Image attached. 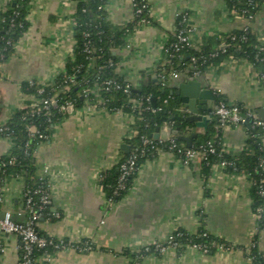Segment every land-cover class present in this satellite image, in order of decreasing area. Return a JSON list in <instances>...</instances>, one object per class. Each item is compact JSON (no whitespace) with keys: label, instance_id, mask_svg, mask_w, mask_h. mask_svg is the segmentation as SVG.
<instances>
[{"label":"crops","instance_id":"obj_1","mask_svg":"<svg viewBox=\"0 0 264 264\" xmlns=\"http://www.w3.org/2000/svg\"><path fill=\"white\" fill-rule=\"evenodd\" d=\"M11 1L0 0V13ZM147 1L150 21L135 24L125 44L114 51L117 73L139 93L160 84L161 70L169 68L166 47L178 30L181 12L188 13L196 50L216 48L222 36L247 26L264 42V3L257 15L248 19L230 10L225 0ZM105 10L113 26L124 27L135 19L132 0H108ZM75 13L74 0H31L27 9L29 28L15 52L0 64V126L18 110L39 102L34 93L23 89L24 82L35 80L46 86L66 71L74 55ZM177 76L197 80L207 92L205 101L213 111L222 99L239 104L261 119L258 110L264 106V83L247 59L229 57L199 72L190 62L172 71L162 82L176 101V111L169 115L185 116L188 111L179 96L170 93L179 91L173 87ZM213 111L207 127L197 129L193 145L218 127ZM134 121L131 113L87 104L68 110L48 139L37 146V172L51 183L50 213L40 218L37 228L44 237L71 244L40 255L39 264H131L126 252L164 243L180 229L190 234L203 229L235 247L204 253L188 246H171L145 256L141 264H253L247 252L259 223L253 210L252 181L246 172H230L216 164L205 175L200 159L185 164L171 151L159 150L141 164L129 192L119 201H108L102 173L128 154L122 144L130 146ZM171 123H163L161 128L171 127ZM179 123L175 128L180 126L188 135L191 125ZM249 137L244 123L230 125L222 130L220 145L227 153L238 155L247 147ZM11 147V138L0 134V157ZM25 186L23 176L5 177L0 185V218L3 212H10L14 220L27 219ZM84 240H89L93 248L84 252L72 246ZM0 243V264H17L22 255L20 237L0 230ZM259 247L264 257V229Z\"/></svg>","mask_w":264,"mask_h":264},{"label":"trees","instance_id":"obj_2","mask_svg":"<svg viewBox=\"0 0 264 264\" xmlns=\"http://www.w3.org/2000/svg\"><path fill=\"white\" fill-rule=\"evenodd\" d=\"M76 2L75 13V46L74 55L71 57L66 66V71L59 74L53 83L41 86L35 80L27 81L22 84L26 92H32L39 102L34 106H28L15 112L11 118L2 125L5 128L4 136H9L12 140V147L9 152L0 157V185L8 175L23 176L26 181L25 192L34 197L35 207L40 210L41 217H46L50 213L51 204H42L40 196L42 193L50 190V180L48 177L41 178L37 172L35 161V151L40 142L48 139L53 126L58 123L67 111L62 108L67 101H72L73 108L83 107L87 104L94 106H106L110 111L121 110L134 115L135 129L134 136L128 140L130 151L124 155L121 161L112 169L103 172L101 183L107 197L113 200H121L131 189L134 178L141 164L147 159L153 158L159 150H169V142L166 141L158 149H147L145 152L137 151V170L132 172L126 180V189L120 195H116L117 182L120 175V166L131 153L137 148H142V138L144 136L154 138L153 134L157 127L163 125V121L157 116L152 107L151 99L147 97H156L160 111H168L172 114L176 111L175 98L170 96L167 87L162 82L169 79V74L187 65L191 62L192 57H198L200 71H203L210 64H217L226 58H244L251 62L261 75L264 83V51L260 50L261 42L257 34L249 27H244L235 32L221 37L220 45L216 48H204L196 50L191 47L183 49L175 56L168 57L170 65L168 69L161 70V83L137 92L131 86L128 92L125 91V80L117 73L118 57L114 51L125 44L127 35L133 31L135 24H138L139 17H135L133 22L124 27L113 26L107 21V12L105 5L108 0H74ZM147 0H135L139 6ZM228 8L234 10L245 17L254 18L264 0H225ZM31 0H12L6 11L0 13V64L7 60L14 52L20 38L27 32L29 21L27 20V9ZM141 17L150 18L147 10H143ZM180 21V18H179ZM181 28L178 24V30L172 37L168 45L177 39V33ZM167 45V46H168ZM90 49V52L87 50ZM213 52H218L216 56H211ZM188 56V57H187ZM187 57V58H186ZM110 61L113 63L110 65ZM117 81L121 87L116 88L110 84L107 89L106 82ZM166 84V83H165ZM69 85L67 90L65 87ZM97 87V92H92ZM42 90V92H41ZM98 93V94H97ZM55 98V102H50L48 107L44 106V99ZM100 98L105 103L101 104ZM242 107V106H241ZM242 112H246L242 108ZM179 121H172L171 127L179 125ZM218 124V122L216 123ZM35 126L37 132L31 134L30 128ZM250 137L247 141V147L238 155H232L223 151L220 145L222 130L217 125L212 131L200 136L192 148H199L201 145L207 146L211 141L216 146V152H209L201 161L208 175L214 165L222 161H229L231 165L226 168L230 172L248 173L252 184L251 196L253 198V210L263 208L262 216L264 217V195L261 194L259 181L264 179V128L252 127L249 124ZM43 135L41 137L40 135ZM179 146L187 148L180 135H174ZM177 152V150H175ZM264 189V182L262 184ZM40 193H35L36 190ZM42 206V208H40ZM263 218L258 219V232L252 240L247 252L248 257L253 264H264V257L259 247L260 232L264 229ZM38 233H42L36 227ZM182 233V235H177ZM175 239L186 244L198 243L208 246L209 253L221 249H233L235 246L223 238L210 234L208 231L200 229L196 234H190L180 229L173 232ZM60 243V240L54 239ZM66 245H71L68 240L63 241ZM87 242L90 243L91 249L93 244L89 240L80 243H73L75 248H85ZM168 245L167 242L162 243ZM2 245V243H0ZM179 246V247H182ZM150 250L145 247L138 252L125 254L132 258L131 264H141L143 258L151 253H159L155 250V245H149ZM56 249L48 245L46 247L36 248L34 251L35 258L45 253H53ZM88 249H84V252ZM39 264V263H38Z\"/></svg>","mask_w":264,"mask_h":264},{"label":"built area","instance_id":"obj_3","mask_svg":"<svg viewBox=\"0 0 264 264\" xmlns=\"http://www.w3.org/2000/svg\"><path fill=\"white\" fill-rule=\"evenodd\" d=\"M252 1V0H250ZM133 3V8H134V15L135 17H139L140 20H138V24H144L148 23L150 21V18L147 17H141L142 11L145 9L148 11V15L150 17V6L148 1H144L141 6L138 5L135 0H132ZM180 18L179 24L181 28L179 29L177 33V39L170 43L166 47V51L169 53L170 56H175L177 53L181 52L183 49H188L192 47V41H191V32L192 28L189 27L187 19H188V13L187 12H181L178 16ZM248 19H252V16L247 17ZM260 50L264 51V42L260 44ZM90 52V49L87 50ZM177 52V53H176ZM218 52H213L211 56H216ZM198 57H192L191 59V65L193 66L195 72H199V64H198ZM113 64L110 61V65ZM176 76V73H174ZM164 79V77L162 76ZM107 84V89H109L110 84H113L116 88H120L121 85L117 81H112L109 80L106 82ZM70 86L67 85L65 89H69ZM131 88L130 84L125 85V91L128 92ZM42 92V90H41ZM92 92H97V87L94 88ZM98 94V93H97ZM148 100H150V97H147ZM55 102V98H46L44 99L43 103L45 108L48 107L50 102ZM101 104H104L105 101L103 98H100L99 101ZM106 108V106H102ZM62 108L66 111L71 110L73 108V103L72 101H67L66 104L62 106ZM160 109V108H159ZM118 111V110H114ZM214 115L216 116L217 122H218V128L220 130H223L224 128L230 126V125H237V124H242L244 121H248L252 127H261L264 128V121L258 118V116L252 112L246 111L242 112V107L239 104H228L224 100H219L217 103L216 108L213 111ZM5 131V128L0 126V134H4L3 132ZM31 134H34L37 132V129L35 126H32L30 128ZM43 137V135H40ZM10 138L9 136H6ZM142 148H137L134 150L131 155L121 163L120 166V175L119 179L117 182V188L115 191L116 195H120L122 191L126 189V180L131 175L132 172L137 170L136 162L138 158V150L145 152L147 149H158L161 144L164 142L168 141L169 142V151L174 153L182 162L185 164H189L192 160L194 159H202L209 153H214L216 152V146L213 142L209 141L207 146L201 145L199 148H192V147H187L183 148L178 145L176 138L174 135H170L167 139H162V138H150L147 136H144L142 138ZM177 150V152H175ZM223 150V149H222ZM225 151V150H223ZM221 167L226 168L228 165H231L229 161H222L219 164ZM41 178L47 177L44 174H39ZM263 182L264 179L259 181L260 187H261V194L264 195V189H263ZM255 183L256 181L252 182V184ZM51 187V183L49 185ZM41 190H36L35 193H40ZM108 198V197H107ZM40 201L42 204H50L51 203V198H50V190L47 192H44L40 196ZM108 201L110 203L115 202L112 197L108 198ZM25 208L27 211V219L25 221H19V220H14L12 218V214L10 212H5V215L3 219L0 218V230L2 232L6 233H13L16 234L20 237L22 241V255L20 260L18 261L17 264H38L39 263V258H35L34 256V251L36 248H41V247H46L48 245L53 246L56 250L57 249H63L66 248L67 245L62 241L60 243H57L54 241L53 238H47L44 236H41L36 227L37 223L41 218V212L38 208L35 207V202H34V197L29 195V192H25ZM42 208V206H40ZM263 208H258L257 211L255 212V216L257 219L263 218L262 216ZM264 223V220H263ZM264 225V224H263ZM177 235H182V233H177ZM166 242L168 245H164L161 242H154L153 244L155 245V250H158L159 252L164 251L168 247H179L182 246L183 244L178 242L173 233L170 234ZM252 244V243H251ZM188 247L192 248H197L204 253H209V248L206 245L203 244H198V243H192V244H186ZM0 249H2V245H0ZM84 249H91V245L89 242H87V246L85 248H79L80 251H84ZM146 250H150L149 245L145 246ZM221 249L226 250L225 248L221 247ZM227 250H229L227 248Z\"/></svg>","mask_w":264,"mask_h":264},{"label":"water","instance_id":"obj_4","mask_svg":"<svg viewBox=\"0 0 264 264\" xmlns=\"http://www.w3.org/2000/svg\"><path fill=\"white\" fill-rule=\"evenodd\" d=\"M173 87L179 91L174 92L172 90L170 93H175L179 96L178 100L188 111L187 115L180 116L178 113L169 115L166 110L161 112L156 97L151 98L152 107L163 123L178 120L182 124L191 125L190 132L188 135H184V130L180 126L177 128L168 127L166 129H162L159 126L156 128L153 137L167 139L170 135H180L181 139L186 142V146L192 147L194 138L198 136L197 129L200 127L206 128L207 123L211 120L213 107L207 105L205 101L207 92L202 89L201 84L197 80L193 78L183 79L182 76H177ZM258 114L262 121H264V106L258 110ZM244 124L249 127L250 123L246 120ZM122 148L125 152L129 153L130 146L128 144H122ZM4 215L5 212L2 213L1 219H3Z\"/></svg>","mask_w":264,"mask_h":264}]
</instances>
